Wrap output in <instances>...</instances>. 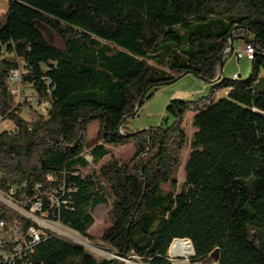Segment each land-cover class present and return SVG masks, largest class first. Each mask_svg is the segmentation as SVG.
<instances>
[{
  "label": "trees",
  "instance_id": "1",
  "mask_svg": "<svg viewBox=\"0 0 264 264\" xmlns=\"http://www.w3.org/2000/svg\"><path fill=\"white\" fill-rule=\"evenodd\" d=\"M230 34L254 48L245 82L217 80ZM12 71L31 91L24 102L11 93ZM185 73L224 97L171 101L172 124L129 131L138 103ZM0 120L11 125L0 130V186H45L51 176L65 204L49 209L42 198L43 210L88 243L93 212L109 207L100 246L116 257L50 236L30 264H171L170 245L184 239L192 263L264 264V0H7ZM128 143L129 161L110 156Z\"/></svg>",
  "mask_w": 264,
  "mask_h": 264
},
{
  "label": "rangeland",
  "instance_id": "2",
  "mask_svg": "<svg viewBox=\"0 0 264 264\" xmlns=\"http://www.w3.org/2000/svg\"><path fill=\"white\" fill-rule=\"evenodd\" d=\"M5 6H6V0H0V17L6 11ZM51 39L56 47L58 48L62 47L61 41L55 35H52ZM242 45L243 43L241 40L234 41L232 45L233 50L230 51L233 53L224 56V65L221 70V81L231 80L232 78L238 79L241 82H245L248 80L251 71V62L247 61L246 59H241L237 61L235 56V53L241 50ZM213 92L214 94L211 93V88L209 84L197 79L193 75L190 74L183 75L179 77L175 82L159 87L156 90V92L153 93V96L150 99L145 100L138 109L136 115L132 118H128L127 128L129 131L135 133V132L147 131L151 128H155L160 125L165 126L166 122L168 125H170L172 124V120L171 118L168 117L166 113V107L169 102L177 101V100L196 101L199 99H203L202 102L209 103L210 99H212V101H217L218 99L224 97V91H220V92L213 91ZM19 94H20V97H18L19 102H24V100H26L25 98H28L27 96H31V91L27 87H25V89L21 88V91L20 93H18V96ZM35 109L39 110L40 108L38 109L37 106H35ZM39 112L42 114L45 113L43 110H39ZM21 116L25 118L27 117V114L25 112H22ZM28 116L29 118L32 117L31 113H28ZM192 116L193 113L188 112L186 114L183 124V128L186 131L188 138H190L192 133L195 131L191 125ZM97 128L98 126L97 123L95 122L88 126L87 133L84 138L85 139L84 142L86 144L90 143L95 138L97 133ZM1 129L2 130L11 129V125L9 123L2 122V120H0V130ZM108 150L110 152V156L114 157L115 159H119L123 162L129 161L135 153V148L131 143H128L121 147H108ZM189 153L190 150L188 146H186L181 152L180 165L178 167V170L174 178L178 188L184 181V165ZM110 156H107L104 159V161L109 159ZM87 159L91 161L89 157H87ZM108 209L109 207L107 205H102L99 206L93 212L94 224L89 230V235L94 238V242L88 243L81 236L79 237L70 232L68 233L70 235H74L75 238L85 243L88 246L86 247L87 250L91 251L97 257H101L104 259H111L113 257H116L111 252H108L105 249V247L100 246L101 233L108 225V219H107ZM167 257L171 262V264H200V263H192L191 259L193 257H190L187 260L183 258H172L169 255V250ZM124 262H126L127 264H141L140 261L136 258H133L131 260H124ZM210 264H215V263L212 262Z\"/></svg>",
  "mask_w": 264,
  "mask_h": 264
},
{
  "label": "built area",
  "instance_id": "3",
  "mask_svg": "<svg viewBox=\"0 0 264 264\" xmlns=\"http://www.w3.org/2000/svg\"><path fill=\"white\" fill-rule=\"evenodd\" d=\"M228 51L226 49L225 53ZM235 56L237 60L251 61L255 56L254 48L252 45H244L242 51H237ZM19 77L18 71H12L8 80L11 93L17 100L21 91ZM46 179L48 184L45 186L40 183L31 186L24 183L18 188L0 186V264H30L36 246L50 236L88 247L74 237L81 235L50 218V213L43 210L42 198L47 199L49 209L65 204L61 201L65 186L53 187V178L48 176ZM69 232L74 235L68 234Z\"/></svg>",
  "mask_w": 264,
  "mask_h": 264
},
{
  "label": "bare ground",
  "instance_id": "4",
  "mask_svg": "<svg viewBox=\"0 0 264 264\" xmlns=\"http://www.w3.org/2000/svg\"><path fill=\"white\" fill-rule=\"evenodd\" d=\"M194 254L192 245L188 241L176 240L169 248V255L172 258H183L188 259Z\"/></svg>",
  "mask_w": 264,
  "mask_h": 264
},
{
  "label": "water",
  "instance_id": "5",
  "mask_svg": "<svg viewBox=\"0 0 264 264\" xmlns=\"http://www.w3.org/2000/svg\"><path fill=\"white\" fill-rule=\"evenodd\" d=\"M232 44H233V43H232V40H231V34H230V43H229V47L227 48L229 51H231L232 48H233ZM223 54H225V51L223 52ZM223 54L219 56L220 72H219V75H218V77H217V80L220 79V77H221V70H222V67H223V65H222ZM184 75H187V73H185ZM141 103H142V101L138 103V105L136 106L135 112L138 111V109H139L140 106H141ZM134 116H135V115H131L130 118H132V117H134ZM174 241H176V240H174ZM174 241H173V242H174ZM183 241H188V242H190L189 240H186V239H184ZM173 242H172V243H173ZM190 243H191V242H190ZM191 245H192V244H191ZM169 248H170V247H169ZM192 257H194V254H193Z\"/></svg>",
  "mask_w": 264,
  "mask_h": 264
},
{
  "label": "crops",
  "instance_id": "6",
  "mask_svg": "<svg viewBox=\"0 0 264 264\" xmlns=\"http://www.w3.org/2000/svg\"><path fill=\"white\" fill-rule=\"evenodd\" d=\"M7 9V0H6V6H5V10ZM242 49H243V45H242V48H241V50L240 51H242ZM237 59V58H236ZM237 61H239V60H237Z\"/></svg>",
  "mask_w": 264,
  "mask_h": 264
}]
</instances>
